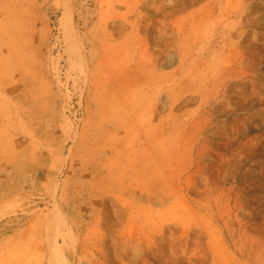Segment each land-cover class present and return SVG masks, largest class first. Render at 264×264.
I'll return each instance as SVG.
<instances>
[{
    "label": "rangeland",
    "instance_id": "obj_1",
    "mask_svg": "<svg viewBox=\"0 0 264 264\" xmlns=\"http://www.w3.org/2000/svg\"><path fill=\"white\" fill-rule=\"evenodd\" d=\"M0 264H264V0H0Z\"/></svg>",
    "mask_w": 264,
    "mask_h": 264
},
{
    "label": "bare ground",
    "instance_id": "obj_2",
    "mask_svg": "<svg viewBox=\"0 0 264 264\" xmlns=\"http://www.w3.org/2000/svg\"><path fill=\"white\" fill-rule=\"evenodd\" d=\"M24 19V18H23Z\"/></svg>",
    "mask_w": 264,
    "mask_h": 264
}]
</instances>
